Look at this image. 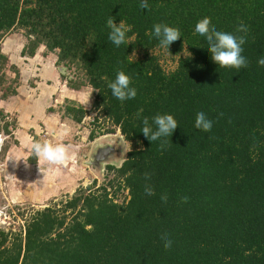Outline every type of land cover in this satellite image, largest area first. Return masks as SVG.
<instances>
[{"label": "trees", "instance_id": "1", "mask_svg": "<svg viewBox=\"0 0 264 264\" xmlns=\"http://www.w3.org/2000/svg\"><path fill=\"white\" fill-rule=\"evenodd\" d=\"M148 5L0 0V40L21 29L31 39L30 56L41 47L57 52L58 63L84 79L70 88H93L94 112L131 144L122 166L109 168L124 183L125 204L110 199L104 187L102 196L68 202L62 216L48 208L19 233L0 230V264H264V66L258 64L264 58V0ZM110 17L131 25L129 45L117 48L108 40ZM203 18L235 35H245L236 29L247 26L246 68H219L211 60L203 39L193 35ZM155 24L181 31L170 53L152 35ZM183 39L190 58L182 54ZM162 51L177 61L174 71L161 65ZM121 70L138 93L123 103L108 87ZM198 112L213 121L210 132L194 127ZM67 114L81 122L87 112L68 106ZM158 114L178 121L163 150L141 132L143 118L151 123ZM146 186L155 195H147ZM165 234L172 241L168 249L161 242Z\"/></svg>", "mask_w": 264, "mask_h": 264}, {"label": "rangeland", "instance_id": "2", "mask_svg": "<svg viewBox=\"0 0 264 264\" xmlns=\"http://www.w3.org/2000/svg\"><path fill=\"white\" fill-rule=\"evenodd\" d=\"M30 44L31 39L21 29L0 40L4 57L0 59V230L13 233L23 231L38 212L51 208L62 216L68 202L76 197L102 196L104 187L117 204L129 200L123 181L116 180L109 167L123 164L131 144L102 114L94 112L93 88H70L69 84L79 85L84 80L75 68L56 62L57 69L63 71L61 82L68 88L59 83L52 89L55 81H43L46 60L58 53L46 49L42 56L45 62L38 58L41 48L34 57L28 54ZM160 59L167 72L176 69L177 61L164 51ZM84 97H89L88 103L82 102ZM68 106L84 108L87 114L77 122L67 114ZM44 141L70 146L76 159L67 166L38 164L30 145ZM99 157L105 164L95 168L94 158ZM90 160L91 166L85 164ZM43 171L48 174L41 180ZM70 214L66 216L72 218Z\"/></svg>", "mask_w": 264, "mask_h": 264}, {"label": "clouds", "instance_id": "3", "mask_svg": "<svg viewBox=\"0 0 264 264\" xmlns=\"http://www.w3.org/2000/svg\"><path fill=\"white\" fill-rule=\"evenodd\" d=\"M139 3L143 9H147L149 6L148 0H139ZM210 24L211 21L208 18L201 19L196 23L193 35L203 39L206 50L210 53L211 60L219 68H233L236 70L246 68L247 59L242 53L243 45L246 43L247 26L241 23L237 27L236 32L244 33L245 35H235L230 32L219 31L211 27ZM106 26L109 29L108 40L117 48L122 44L129 45L131 43L127 35L131 31V25H127L123 20L117 24L115 17H110L106 22ZM152 35L159 41V46L166 49L169 53L171 44L182 37L179 28L166 24H155ZM188 48L183 39L182 54L186 58L191 57ZM258 64L264 66V58L258 60ZM108 87L112 96L122 103L134 99L138 94L137 89L132 86L131 77L122 70L117 72L116 78L108 84ZM82 102L88 103L89 97H84ZM140 115L141 113L138 112L137 117L139 118ZM142 123L141 132L144 137L151 143L160 141L159 146L162 150L165 149L166 145L170 144V137L174 130L178 128V121L171 114H158L152 118L151 123L147 117H144ZM194 127L197 130L208 133L213 128V121L204 112H198ZM30 148L38 164L67 166L76 159L70 146L63 143L34 142L30 145ZM145 192L149 196L155 195L151 187L146 186ZM162 199L166 200V197H162ZM161 242L165 249L171 247L172 241L168 239L167 234L161 237Z\"/></svg>", "mask_w": 264, "mask_h": 264}, {"label": "crops", "instance_id": "4", "mask_svg": "<svg viewBox=\"0 0 264 264\" xmlns=\"http://www.w3.org/2000/svg\"><path fill=\"white\" fill-rule=\"evenodd\" d=\"M45 50H46V48L45 47H41V49H40V54L38 55V58L40 59V60H44L45 61V59L42 57L43 55H44V53H45ZM46 61H48V63H47V65H45L46 67H45V72L41 75L42 76V79H43V81H46V82H49V81H55V85H53L52 86V89H54V88H58L57 87V84H61L60 86L61 87H63V88H68L67 87V85H63V83L61 82V79H62V70L60 69H57V67H56V62H58V56H56L55 58L53 57L52 58V60L50 61V60H46ZM45 61V62H46ZM46 88V87H45ZM48 90V89H47ZM68 91V90H67ZM48 92H50V90L48 91ZM47 92V93H48ZM51 95H53V94H51ZM50 95V96H51ZM39 113L40 112H38L37 113V116L39 115ZM33 114V113H32ZM34 115V114H33ZM41 116L42 117H44V118H46V119H48L47 117H46V114L44 115L43 114V112H41ZM49 120V119H48ZM44 123V122H43ZM121 132V131H120ZM111 150H112V148H111ZM105 151H108L107 150V148H106V150ZM91 161L92 160H90V161H87V162H85V164L86 163H90V165L92 164L91 163ZM94 161H95V164H94V167L95 168H98V167H100V166H102V165H104L105 164V162L103 163V161H106V160H103V159H100V157L99 158H94ZM40 165H43V164H40ZM121 167V166H120ZM119 167V168H120ZM43 169V168H42ZM48 174V172H45V171H43V178L41 177L40 179L42 180V179H44L45 177H46V175ZM40 180V181H41ZM41 182H43V181H41Z\"/></svg>", "mask_w": 264, "mask_h": 264}, {"label": "flooded vegetation", "instance_id": "5", "mask_svg": "<svg viewBox=\"0 0 264 264\" xmlns=\"http://www.w3.org/2000/svg\"><path fill=\"white\" fill-rule=\"evenodd\" d=\"M113 149H114V148H112V150H113ZM103 150H105V149H103ZM112 154H113V153H112ZM114 154H115V153H114ZM115 156L117 157V155H116V154H115ZM123 163H124V162H123ZM121 166H122V165H121ZM110 167H112V166H110ZM110 167H109V168H110Z\"/></svg>", "mask_w": 264, "mask_h": 264}, {"label": "water", "instance_id": "6", "mask_svg": "<svg viewBox=\"0 0 264 264\" xmlns=\"http://www.w3.org/2000/svg\"><path fill=\"white\" fill-rule=\"evenodd\" d=\"M87 165L91 166L90 163H86Z\"/></svg>", "mask_w": 264, "mask_h": 264}]
</instances>
